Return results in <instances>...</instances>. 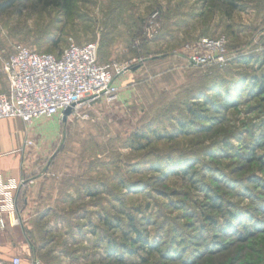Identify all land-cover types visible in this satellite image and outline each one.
<instances>
[{"label":"rangeland","instance_id":"1","mask_svg":"<svg viewBox=\"0 0 264 264\" xmlns=\"http://www.w3.org/2000/svg\"><path fill=\"white\" fill-rule=\"evenodd\" d=\"M235 3L0 0L2 65L16 45L93 42L100 63L137 66L112 99L22 123L52 126L25 146L54 156L24 178L47 193L19 199L44 204L43 264H264V0ZM202 37L225 40L222 61H189ZM1 129L4 148L21 139Z\"/></svg>","mask_w":264,"mask_h":264},{"label":"built area","instance_id":"2","mask_svg":"<svg viewBox=\"0 0 264 264\" xmlns=\"http://www.w3.org/2000/svg\"><path fill=\"white\" fill-rule=\"evenodd\" d=\"M224 45L223 38L202 37L197 43L199 52L191 54L189 61L195 65L222 61ZM133 66V61L123 65L99 63L97 44L93 42H70L58 55L16 45L3 61L8 89L0 93V120L18 118L32 125L40 118H63L68 107L73 111L103 96L112 99L118 91L116 76ZM24 144L33 146L34 141L27 139ZM25 182L22 179L17 185L0 178V228L6 225L4 215L10 223L16 221V195L12 190ZM20 262L14 257L9 264ZM34 264L39 262L34 260Z\"/></svg>","mask_w":264,"mask_h":264},{"label":"crops","instance_id":"3","mask_svg":"<svg viewBox=\"0 0 264 264\" xmlns=\"http://www.w3.org/2000/svg\"><path fill=\"white\" fill-rule=\"evenodd\" d=\"M2 66L3 65L0 63V81H4L5 78ZM7 89L5 91H7ZM0 122H13L17 124V131L21 136V139L10 147L4 148L3 145L0 144V178L3 182L10 180L19 185L22 179L28 176L33 177L48 163L49 158L54 157L37 156L38 153L41 152L40 150H42L40 149L44 141L42 137L39 139L40 144L35 146L36 156H25L27 151L24 145L27 138L45 133L52 126L46 124L34 126L30 129L29 133H26V128L22 126L24 122L18 118L1 119ZM30 127L31 126L28 128ZM2 131L3 129L0 130V134ZM33 181H35V179ZM30 187V184H22L18 189L15 188L12 190L18 199L17 203L20 209L16 212V221L12 223L7 221V217L4 215L6 225L4 228H0V263L9 264L12 258L18 257L21 260L20 264H34V260H37L39 264H43L44 247H41L39 242L36 241L35 232L38 230L36 225L39 224L36 215L44 204L42 205L40 202L35 203L34 209L37 211L35 212L34 209L33 211L30 209L31 213H28L26 211L29 210V202L24 201L23 204L20 203L21 201L19 202L20 198H24L23 194L25 189ZM33 187L34 186L31 188ZM37 190L42 196L47 193L40 185L35 186L33 190H29L28 192L35 193ZM27 213L29 215H27Z\"/></svg>","mask_w":264,"mask_h":264},{"label":"trees","instance_id":"4","mask_svg":"<svg viewBox=\"0 0 264 264\" xmlns=\"http://www.w3.org/2000/svg\"><path fill=\"white\" fill-rule=\"evenodd\" d=\"M13 1V0H12ZM220 1L221 3H223L224 5H226L227 7H229L230 9H235L236 8V3H235V0H218ZM7 7V6H5ZM60 53V52H59ZM58 52L57 53H53V54H56L58 55L59 54ZM99 62V61H98ZM100 63V62H99ZM253 82L256 84V83H259L260 86H261V89L264 90V75H262L260 78H255L253 80ZM194 113V111H193ZM220 204H218L216 202V200H213V202L211 203V207H219ZM16 206H17V210L20 209L17 201H16ZM135 232H138L135 228L134 230ZM249 233V232H248ZM138 239H140V235L138 234Z\"/></svg>","mask_w":264,"mask_h":264},{"label":"water","instance_id":"5","mask_svg":"<svg viewBox=\"0 0 264 264\" xmlns=\"http://www.w3.org/2000/svg\"><path fill=\"white\" fill-rule=\"evenodd\" d=\"M137 66H133L132 69H135ZM71 113V107L66 108L63 111V120L66 119V117Z\"/></svg>","mask_w":264,"mask_h":264}]
</instances>
